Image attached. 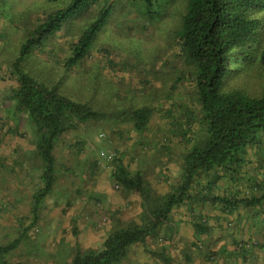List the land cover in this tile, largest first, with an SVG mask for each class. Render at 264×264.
<instances>
[{
    "label": "rangeland",
    "instance_id": "rangeland-1",
    "mask_svg": "<svg viewBox=\"0 0 264 264\" xmlns=\"http://www.w3.org/2000/svg\"><path fill=\"white\" fill-rule=\"evenodd\" d=\"M105 1L112 6L109 18L98 32L88 56L63 77V58L69 54L71 43L95 19ZM65 2L0 0V245L25 234L18 247L0 264H66L77 249L100 248L112 229L138 220L141 212L140 198L133 193L125 194L113 184L110 173L115 166L127 165L130 170L140 168L152 187L163 192L171 182L178 181L181 154L189 145L171 134L176 126L167 113L170 108L175 110L181 100L196 106L191 99L192 84L174 83L188 66L176 36L186 0L162 2L155 13H146L141 0H99L88 12L56 33L46 49L34 51L28 68L38 73L52 70L53 81H61L67 95L78 91L88 94L91 90L87 87L92 84L99 88L97 96L105 101L120 98L125 106L126 103L135 107L151 105L156 108L152 126L142 139L130 131V124L118 125L113 121L92 122L84 132H77V136L74 132L62 137L54 154L57 164H63L66 170L59 174L51 192L34 209V195L43 187L42 168L35 154L34 133L28 117L17 113L10 98L16 87L11 69L25 31L34 25L37 17L63 7ZM256 17L260 18L264 40V12ZM246 84L251 90L259 91L257 79H250ZM181 110L178 116L183 121ZM180 119L174 122L178 125ZM102 132L107 136L105 140L100 138ZM79 136L85 142L78 152L79 146L73 142ZM164 136L170 138L160 144ZM151 137L157 141L153 142ZM138 139L141 141L137 142ZM107 148L116 151L114 161L100 156L101 150ZM256 167H245L244 176L238 181L239 190L245 191L250 182L264 184V168L257 170ZM219 186L231 188L226 182H219ZM206 214L212 216L213 213ZM220 222L223 227L225 223L231 224L228 250L232 249L231 238L243 243L249 237L254 253L251 264H263L260 256L264 252V231H257L251 218L243 221L235 213ZM222 231L216 229L212 237L203 235L201 245L210 246L214 242L215 248L219 247L225 238ZM192 236L185 226L163 245L158 238L149 239L147 248L134 246L124 264H151L148 248L160 250V247L164 253L187 254L189 259L185 263L213 264L195 249L192 242L196 240ZM177 257L172 259V264H182ZM234 259L221 253L214 255V264H240Z\"/></svg>",
    "mask_w": 264,
    "mask_h": 264
},
{
    "label": "trees",
    "instance_id": "trees-1",
    "mask_svg": "<svg viewBox=\"0 0 264 264\" xmlns=\"http://www.w3.org/2000/svg\"><path fill=\"white\" fill-rule=\"evenodd\" d=\"M98 1L66 0L63 7L37 17L34 25L25 31L24 41L12 63L16 87L10 98L17 113L28 117L34 133L35 154L42 168L43 187L34 195V209L51 192L59 174L66 170L63 164H57L54 154L62 137L74 132L77 136L92 122L113 121L118 125L130 124V131L142 139L152 126L156 108L151 105L135 107L126 103L125 106L120 98L105 101L97 96L99 88L92 84L87 87L91 90L88 94L78 91L67 95L62 90V82L53 81L52 70L38 73L28 68L34 51L46 49L56 33ZM165 1L173 0H141L146 13H155L156 7L159 9ZM111 7L105 1L95 19L71 43L69 54L63 58V77L88 56L111 14ZM261 12H264V0H186L176 36L188 66L174 83L192 84L191 99L196 106L181 100L179 107L176 105L175 110L173 107L167 111L176 126L171 134L189 144L181 154L178 181L171 182L166 191L158 192L143 170H130L127 165L117 164L110 173L111 180L125 194L133 193L140 198L138 220L117 225L100 248L77 249L66 264H124L134 246L147 248L148 240L157 238L163 245L185 226L193 233L195 249L209 263H216L214 255L221 253L243 262L248 255L253 256L249 237L243 243L231 238L232 249L228 250L231 224L225 223L223 227L220 220L236 213L243 221L251 218L257 231H264V184L250 182L245 191L239 190L238 185L245 167L264 168V40L260 18L256 17ZM181 75L182 79L178 78ZM250 79H257L259 91L248 88L246 81ZM180 109L183 121L178 116ZM178 118L177 125L174 121ZM106 137L104 132L100 133L102 140ZM168 138H161L160 144ZM151 140L157 141L155 137ZM84 142L80 136L73 142L79 146L78 152ZM109 149L114 153L111 162L116 158V151ZM219 182H226L231 188H220ZM207 212L213 213L212 216ZM216 229L223 230V244L217 248L214 242L202 246V236L212 237ZM24 235L0 245L2 263ZM160 248H148L151 264H172L175 255L182 264H191V261L185 263L189 259L187 254H168ZM261 255L264 264V252Z\"/></svg>",
    "mask_w": 264,
    "mask_h": 264
},
{
    "label": "built area",
    "instance_id": "built-area-1",
    "mask_svg": "<svg viewBox=\"0 0 264 264\" xmlns=\"http://www.w3.org/2000/svg\"><path fill=\"white\" fill-rule=\"evenodd\" d=\"M113 155H114L113 151L110 150L109 148L105 150H101L100 152V156L105 160H110L113 157Z\"/></svg>",
    "mask_w": 264,
    "mask_h": 264
},
{
    "label": "crops",
    "instance_id": "crops-1",
    "mask_svg": "<svg viewBox=\"0 0 264 264\" xmlns=\"http://www.w3.org/2000/svg\"><path fill=\"white\" fill-rule=\"evenodd\" d=\"M260 258L262 259V256H260ZM252 259V256L251 255H248V258L246 259V261L245 262H243L242 260H239L240 262V264H251V262H250V260ZM235 261H236V259H234ZM203 264H205V263H203Z\"/></svg>",
    "mask_w": 264,
    "mask_h": 264
}]
</instances>
